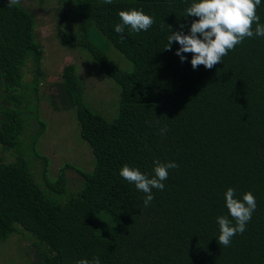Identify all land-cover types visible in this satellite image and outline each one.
<instances>
[{
  "label": "trees",
  "instance_id": "1",
  "mask_svg": "<svg viewBox=\"0 0 264 264\" xmlns=\"http://www.w3.org/2000/svg\"><path fill=\"white\" fill-rule=\"evenodd\" d=\"M74 1L78 39L62 42L87 51L98 74L118 86L117 115L108 120L92 112L75 66L64 67L59 105L75 110L93 167L84 171L64 162L50 178L46 157L36 149L45 131L37 111L44 50L34 15L18 2L0 0V242L13 234L29 237L31 264L93 257L101 264H264V37L246 38L211 70H193L192 54L183 63L175 54L178 43L165 49L181 24L189 33L198 18L184 17L185 11L199 0ZM132 9L156 22L146 32L126 28L122 42L114 27L119 12ZM257 14L264 24V0ZM102 38L131 70L108 57ZM51 104L57 105L52 98ZM31 120L36 129L27 135ZM38 160L37 178L32 168ZM155 160L179 167L169 170L163 191L153 189L155 199L145 207V193L119 172L128 165L151 178ZM68 171L79 176L73 189ZM228 188L241 200L251 191L257 208L246 231L224 247L216 221L232 219Z\"/></svg>",
  "mask_w": 264,
  "mask_h": 264
},
{
  "label": "rangeland",
  "instance_id": "2",
  "mask_svg": "<svg viewBox=\"0 0 264 264\" xmlns=\"http://www.w3.org/2000/svg\"><path fill=\"white\" fill-rule=\"evenodd\" d=\"M20 6L34 15L36 39L42 44L44 54L41 62L45 78L40 85L38 117L45 124V131L37 142V152L46 157L48 175L54 179L58 170L67 162L81 170L91 171L93 155L88 144L79 138V128L72 108L59 105L61 74L64 67L74 65L82 82L83 98L87 107L95 113L112 120L117 115L118 86L102 74L87 51L76 44L62 42V37L78 39V13L74 0H18ZM108 57L120 68L131 70L129 64L105 39L100 42ZM51 98L57 105L51 104ZM32 102L28 109H35ZM55 106L58 109H54ZM54 107V108H53ZM34 117V115H33ZM28 115L26 119H30ZM27 135L36 129V121H29ZM3 151L0 149V155ZM42 160L35 161L33 171L38 178ZM69 187L78 186V175L67 172ZM29 237L13 234L0 242V264H31L35 250Z\"/></svg>",
  "mask_w": 264,
  "mask_h": 264
},
{
  "label": "clouds",
  "instance_id": "3",
  "mask_svg": "<svg viewBox=\"0 0 264 264\" xmlns=\"http://www.w3.org/2000/svg\"><path fill=\"white\" fill-rule=\"evenodd\" d=\"M18 0H10V4ZM104 4L111 5L113 0H103ZM261 0H199L194 2L185 11L184 17H196L191 23L190 31L185 34V25H180V30L171 31L168 36V45L165 50L170 51L173 43L180 45L176 55L181 62H185L186 53L192 54L191 66L193 70L203 65L211 70L217 64H223V58L236 46L243 43L246 38L264 37V24L260 23L257 14ZM121 23L114 27V31L120 34V39L125 40L126 28L134 33L148 31L155 24V17L144 13L143 9L119 12ZM255 25V27H254ZM171 28V27H170ZM157 124L159 119H157ZM168 129H160L161 135H166ZM154 175L149 177L139 168L124 165L119 175L129 184H134L138 191L145 193L144 206L148 207L155 199L152 190L163 191V181L169 178V170L176 169L179 165L175 162L162 163L154 161ZM236 191L228 188L225 193L226 207L232 219L227 216L217 217L219 225V245L230 247L233 238L237 234L246 231V225L251 221L257 208L254 194L249 191L243 195L242 200L235 198ZM233 220L235 224H233ZM77 264H101L99 257L92 260L81 259Z\"/></svg>",
  "mask_w": 264,
  "mask_h": 264
}]
</instances>
